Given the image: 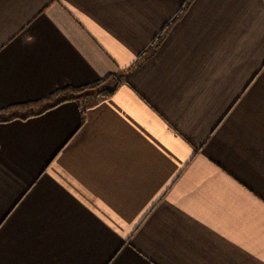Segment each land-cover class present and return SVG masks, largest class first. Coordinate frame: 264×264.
<instances>
[{"label":"crops","instance_id":"0c3cea01","mask_svg":"<svg viewBox=\"0 0 264 264\" xmlns=\"http://www.w3.org/2000/svg\"><path fill=\"white\" fill-rule=\"evenodd\" d=\"M106 76L0 120V264H264V0H0V117Z\"/></svg>","mask_w":264,"mask_h":264},{"label":"trees","instance_id":"16d2710c","mask_svg":"<svg viewBox=\"0 0 264 264\" xmlns=\"http://www.w3.org/2000/svg\"><path fill=\"white\" fill-rule=\"evenodd\" d=\"M191 1L192 0H187V5L190 4ZM158 43L155 46H157ZM111 78H115V77L106 76L98 80L97 82L91 85H88V86H84V87H78V88L66 87L64 89L55 91L54 93L50 94L49 96L43 98L40 101L31 102L28 104H23V105H18V106H12L10 108H7L6 110L1 111V115H6V116L0 117V120L8 121L9 118H15V117L22 118V116L16 115L15 113L19 110H22L23 108L27 106L39 107L40 103H43V102H50V104H43L41 106V109L38 110L37 112L38 114H41L45 112L46 110L50 109L51 107H54L55 105H58L65 101L77 99L81 95H90V94L93 95L94 94V95L102 96V97L110 96L118 88L117 83L114 80H112L114 81L112 82ZM122 79L123 77L121 76L119 80L121 81Z\"/></svg>","mask_w":264,"mask_h":264},{"label":"rangeland","instance_id":"374dc122","mask_svg":"<svg viewBox=\"0 0 264 264\" xmlns=\"http://www.w3.org/2000/svg\"><path fill=\"white\" fill-rule=\"evenodd\" d=\"M111 77H114V76H111ZM114 78H111V81L113 80ZM42 106V105H41ZM41 106H39V107H34L35 109H33V110H31L30 112L32 113V112H35V111H38L40 108H41ZM26 114V113H28L25 109H23V110H19V111H17L15 114L16 115H20V116H22L21 114Z\"/></svg>","mask_w":264,"mask_h":264}]
</instances>
